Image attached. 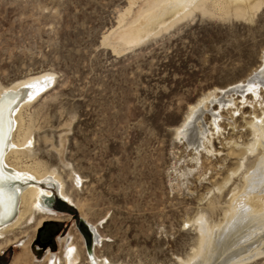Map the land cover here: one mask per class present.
<instances>
[{
    "label": "rangeland",
    "instance_id": "1",
    "mask_svg": "<svg viewBox=\"0 0 264 264\" xmlns=\"http://www.w3.org/2000/svg\"><path fill=\"white\" fill-rule=\"evenodd\" d=\"M129 1L0 0V88L47 74L21 110L30 139L19 162L38 161L47 171L30 180L51 192L55 212L20 207L27 211L22 220L0 234V264H64L66 242L77 250L76 264H89L78 216L97 227L95 255L110 264H184L199 251L198 218L220 229L236 201L250 195L247 206L264 211V147L251 151L247 128L255 117L264 127L263 93L255 102L246 95L244 103L234 95V110L204 103L195 126L209 141L200 150L174 132L202 95L214 89L221 98L220 89L260 67L264 1L248 20L193 11L136 46L114 50L102 36L118 26ZM144 5L134 0L121 25ZM211 112L219 114L220 129ZM250 172L252 185L263 187L253 193L244 191ZM37 228L39 239L54 230L44 249ZM233 236L227 241L235 246L239 234ZM235 264H264V253Z\"/></svg>",
    "mask_w": 264,
    "mask_h": 264
},
{
    "label": "bare ground",
    "instance_id": "2",
    "mask_svg": "<svg viewBox=\"0 0 264 264\" xmlns=\"http://www.w3.org/2000/svg\"><path fill=\"white\" fill-rule=\"evenodd\" d=\"M143 1L145 4L144 7L136 10L137 12L135 13V15L132 14L133 18H130L131 20L128 23H126L125 25H121L122 22L125 23L124 18L125 16H128V13L130 14L131 6L134 3V0L129 1L128 7L119 16L118 26L115 29L111 28L112 30L106 32V35L102 36L103 43L111 45L114 50L116 47L127 48L131 45L134 46V44L136 46L137 43H139L145 36H149V34L152 35V33L154 34L156 32L155 29L162 31V29L168 28L175 22L184 18L186 15L191 14L193 11L217 14L220 17L233 16V18L237 17L248 20L249 18L254 16V12H257V9L261 6L264 0H197L198 3H195V0ZM209 1H211V5L207 6L206 3ZM179 10L182 12H179ZM165 18H167L168 20H164ZM152 23L158 25L152 27ZM261 61L262 64L260 65V67L257 70L253 71V73L248 76L247 80L229 85L224 89H220L218 92L220 93V96L224 98H216V96L218 95H214V93L216 92H214L213 89L212 91L210 90V92H208L207 94L202 95L197 101H195V103L189 105L186 113L184 114L183 120L174 129L176 138H184L187 141V144L191 146V148L193 147L195 151H197V148L201 146L200 143L204 144L205 142L209 141V137L207 138V136L204 135V131H200V129L196 127L198 125H196V123H198L197 120L201 115V107H203L204 103L209 102L211 103V105L212 103H217L218 106H224V108L226 109L228 107H235L236 101H234V95L241 96V103L245 102L243 101V99H245L246 95L248 94L252 95L251 97L254 98V102L256 99L258 100V98L261 97V93L264 94V56L262 57ZM45 78H47V74L40 73L34 76L14 81L9 85L0 88V234L2 233L3 229H5L8 224L10 225V222L12 223V221L16 217L19 216V218H21L20 216L27 212H24V209H26V207L34 206L38 208V210L40 209L45 213L55 215V212L51 208L52 201H50L49 199L51 192L49 190L42 189L37 184H34L35 182L33 183V181L30 180L32 178L35 179V177L40 178L44 176L47 171L41 169L38 161L33 163L32 165L27 164L23 166L19 162L20 159H22L21 156L24 155V148L27 147L26 145L29 142L28 139H30L27 131L22 132L23 122L21 118V110L25 106H27L28 102H30L29 98L34 95V90H39L44 86L42 84L44 83ZM39 84L41 86H39ZM229 113L230 112H228V114ZM218 115L217 113H212L213 124L217 122ZM221 117L219 118L221 119ZM249 121L246 122L248 123ZM215 125V128H219L217 123ZM247 128H250V133L253 134L251 135L254 138L253 142L250 143V145L248 144L249 147H251V151H254L259 145L264 147V127L262 124V119L260 121L255 117L249 123V126ZM243 146H245V144ZM227 147L229 149L230 146ZM198 149L200 150V148ZM235 149L237 148L235 147ZM243 149L245 151V148ZM228 151L232 150L229 149ZM217 153L218 152H215V154ZM227 154L229 155L230 152ZM241 158L244 159V155ZM260 162L262 163L260 167L263 168V170L261 171L262 173L260 174L261 180H264V155L261 156ZM252 175L253 173L250 172L245 177L247 186H245L246 188L244 191H247L249 193L255 189L259 190V188L262 187L260 185L261 181H258L255 183V185H252ZM48 177L49 179L52 178L53 180L57 178L56 175L52 172L49 173ZM263 191L264 189L258 192H261L262 194ZM249 193H247V195ZM261 194L259 195L261 196ZM246 197L240 198V200L238 199V201H236L237 205L235 203L236 206H233L232 204L233 208L231 209V213L228 214L225 224L220 229L212 230L206 225V222H204L203 219H197V232L200 237L199 251H197L196 254L194 253L195 255L188 261H185L186 263L184 264H235L238 262L241 263V261L250 257L252 258L255 255L264 253V211L261 210V213L253 211L250 206H247L249 201L246 204ZM255 199L257 198L255 197ZM253 204H255L254 201ZM20 207H24L23 212L20 211ZM80 218L85 221L92 236L90 247H88L85 236L78 230L83 237L89 264H110L106 259H99L95 255L96 245L101 240V236L97 231V227L94 224L89 223L84 217L81 216ZM16 222H18V220ZM14 224L15 226L17 225L15 221ZM236 233L239 234L238 239L240 241L237 242L236 240L235 243H237L234 246L233 242L227 240ZM225 251H227L226 256L222 258L221 255ZM48 256L49 260L51 258L50 252H48ZM220 256L222 259L220 258ZM78 258L79 256L77 250L73 246V243L66 242V248L63 253V263L76 264L79 260ZM179 261L181 262L182 259ZM50 264L56 263L53 260Z\"/></svg>",
    "mask_w": 264,
    "mask_h": 264
},
{
    "label": "water",
    "instance_id": "3",
    "mask_svg": "<svg viewBox=\"0 0 264 264\" xmlns=\"http://www.w3.org/2000/svg\"><path fill=\"white\" fill-rule=\"evenodd\" d=\"M75 224L77 226V229L80 232H82L83 235L85 236L87 246L90 247L92 236H91V232H90L87 224L79 216H78V219L75 221ZM39 232H40V230H39V228H37L36 235H35V241H36V243L39 242ZM48 244H49V241L47 242V244L43 243L41 245L42 246V249L46 248Z\"/></svg>",
    "mask_w": 264,
    "mask_h": 264
},
{
    "label": "trees",
    "instance_id": "4",
    "mask_svg": "<svg viewBox=\"0 0 264 264\" xmlns=\"http://www.w3.org/2000/svg\"><path fill=\"white\" fill-rule=\"evenodd\" d=\"M53 231H54L53 229L47 230V232L44 234V236L42 238L40 237L41 242L46 243L49 241V243H51L52 237L54 235ZM39 235H40V233H39Z\"/></svg>",
    "mask_w": 264,
    "mask_h": 264
},
{
    "label": "flooded vegetation",
    "instance_id": "5",
    "mask_svg": "<svg viewBox=\"0 0 264 264\" xmlns=\"http://www.w3.org/2000/svg\"><path fill=\"white\" fill-rule=\"evenodd\" d=\"M39 242H40V239H39ZM40 243H43V242H40Z\"/></svg>",
    "mask_w": 264,
    "mask_h": 264
},
{
    "label": "snow or ice",
    "instance_id": "6",
    "mask_svg": "<svg viewBox=\"0 0 264 264\" xmlns=\"http://www.w3.org/2000/svg\"><path fill=\"white\" fill-rule=\"evenodd\" d=\"M251 90V89H250Z\"/></svg>",
    "mask_w": 264,
    "mask_h": 264
}]
</instances>
